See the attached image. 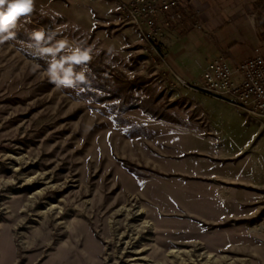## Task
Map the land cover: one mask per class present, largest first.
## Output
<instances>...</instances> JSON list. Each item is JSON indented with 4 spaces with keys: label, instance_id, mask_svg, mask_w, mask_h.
<instances>
[{
    "label": "rangeland",
    "instance_id": "obj_1",
    "mask_svg": "<svg viewBox=\"0 0 264 264\" xmlns=\"http://www.w3.org/2000/svg\"><path fill=\"white\" fill-rule=\"evenodd\" d=\"M41 29L55 33L45 46L92 48L91 61L75 66L86 83L49 82L50 57L38 55L32 35ZM14 31L0 45V264H158L154 250L171 248L169 264H264V187L253 189L258 218L226 221L228 201L240 196L227 186L239 185L209 177L241 175L223 159L258 123L241 129L219 94L189 84L200 71L156 65L111 0H35L30 22L22 17ZM255 149L264 144L236 157ZM145 221L149 231L128 230ZM257 228L258 252L245 234ZM130 240L141 252L120 257Z\"/></svg>",
    "mask_w": 264,
    "mask_h": 264
},
{
    "label": "crops",
    "instance_id": "obj_2",
    "mask_svg": "<svg viewBox=\"0 0 264 264\" xmlns=\"http://www.w3.org/2000/svg\"><path fill=\"white\" fill-rule=\"evenodd\" d=\"M111 1L118 5V0ZM190 12L197 14L202 24L201 28L194 27L189 16ZM185 13V19L181 23H176L164 35L167 46V66L181 76L194 77L197 71L201 72V76L209 62L220 54L227 55L230 62L235 65L254 55L256 49L263 46L259 36L257 14L252 10L249 0H188ZM217 98L229 105L227 115L236 117L241 129L248 127L251 121L258 123V126L252 129L248 142L243 145L242 150L231 155L230 159H223L226 162L237 164L235 167L240 170L241 175L237 177L227 176L220 179L219 176L216 177L215 174H210L209 177L213 180L211 181L212 184H216L218 187H225L220 186L219 181L228 185H239L237 188L227 186L228 189L231 188L233 191L238 190L240 196L237 199L234 198L228 201L230 210L227 212L226 221L237 217L243 218L244 214H247V216L251 214V219L258 218L259 197L254 195L253 189L264 187V150L259 153L258 149H255L254 152H251L253 154L251 158L244 159L248 153L236 156L251 143L252 146L256 143H259V147L263 146L264 132L261 124L238 107L231 99L222 96ZM215 156L218 155L213 154V162L222 161V159L217 160L218 158H215ZM232 157L236 158L233 159ZM191 175L193 174H187V176ZM244 190L247 192H244ZM246 206L248 208L254 206V208L245 211L244 207ZM237 207H241L242 210L237 211ZM208 219L213 222L225 220V218ZM234 228L236 229L233 230V233L242 232L241 229ZM245 234L250 235L249 238L252 244L255 245L253 249L258 252L260 248L259 229L253 230L251 234L245 231Z\"/></svg>",
    "mask_w": 264,
    "mask_h": 264
},
{
    "label": "built area",
    "instance_id": "obj_3",
    "mask_svg": "<svg viewBox=\"0 0 264 264\" xmlns=\"http://www.w3.org/2000/svg\"><path fill=\"white\" fill-rule=\"evenodd\" d=\"M188 0H118L120 14L143 36L152 61L167 66L164 35L185 17ZM189 16L195 28L202 24L195 12ZM167 72V71H166ZM184 83L183 78L179 77ZM192 86L231 99L261 124L264 132V52L257 48L254 55L232 64L227 55L212 59L204 73Z\"/></svg>",
    "mask_w": 264,
    "mask_h": 264
},
{
    "label": "clouds",
    "instance_id": "obj_4",
    "mask_svg": "<svg viewBox=\"0 0 264 264\" xmlns=\"http://www.w3.org/2000/svg\"><path fill=\"white\" fill-rule=\"evenodd\" d=\"M35 10V0H0V45L15 39V29L22 17L30 22V16ZM35 44L38 46V55L50 57L47 68L49 82L58 89L74 88L76 84L86 83V76L83 71L77 73L75 66L86 65L92 59V48L75 47L70 48L68 41H58L54 46H45L44 41H51V37L46 36L45 30L35 31L33 34ZM65 52V55L59 54ZM109 55H113V49H108ZM59 56V59L57 57ZM67 65V67H66Z\"/></svg>",
    "mask_w": 264,
    "mask_h": 264
},
{
    "label": "bare ground",
    "instance_id": "obj_5",
    "mask_svg": "<svg viewBox=\"0 0 264 264\" xmlns=\"http://www.w3.org/2000/svg\"><path fill=\"white\" fill-rule=\"evenodd\" d=\"M125 210L128 211L127 212V216H130L131 214H133L131 209H125ZM140 211L141 212H139L138 214H141L143 210L140 209ZM121 225L122 224L120 223L119 227H121ZM128 226H129L128 230H132V231L135 230V231H137V233H141V232L149 231V230H146V228L151 227V224H149L147 221H145V222L141 223L139 226H135V225H131V224H129ZM118 230H119L118 227L114 228V232H117ZM125 234H126V231L123 232V235L120 236L119 239L122 240ZM124 244H125L124 251L122 252V255L120 256L122 258L124 257V254L127 253V252H134V253H140L141 252L140 250L135 251V250L129 249V248L133 247L132 240L124 241ZM173 252L177 253L178 250L176 248H171L169 250V252H165L164 249H158V250L156 249V250H154V252H153V254L151 256L154 258V260H157V259L163 260V263L160 262L158 264H169V263H171V261H174V259L172 258L173 256H174L175 259L177 258V256L174 255ZM115 255H117V250L110 254V256H112V257H115ZM141 258H143V256L134 255L131 259L132 260L133 259L137 260V259H141ZM66 261H69V259L68 258L60 259L57 262H55L54 264H64V262H66Z\"/></svg>",
    "mask_w": 264,
    "mask_h": 264
},
{
    "label": "trees",
    "instance_id": "obj_6",
    "mask_svg": "<svg viewBox=\"0 0 264 264\" xmlns=\"http://www.w3.org/2000/svg\"><path fill=\"white\" fill-rule=\"evenodd\" d=\"M252 10L257 14L259 36L264 46V0H249Z\"/></svg>",
    "mask_w": 264,
    "mask_h": 264
}]
</instances>
